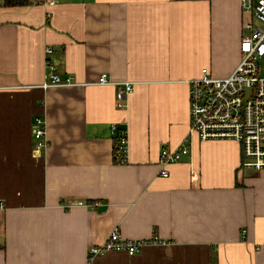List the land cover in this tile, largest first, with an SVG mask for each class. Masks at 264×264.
<instances>
[{
	"label": "crops",
	"instance_id": "obj_1",
	"mask_svg": "<svg viewBox=\"0 0 264 264\" xmlns=\"http://www.w3.org/2000/svg\"><path fill=\"white\" fill-rule=\"evenodd\" d=\"M248 19L241 0H0V264H86L116 227L161 243L94 264H264V170L240 144L193 137L168 177L159 166L188 134L189 81L235 70ZM48 46L75 85L43 87Z\"/></svg>",
	"mask_w": 264,
	"mask_h": 264
},
{
	"label": "built area",
	"instance_id": "obj_2",
	"mask_svg": "<svg viewBox=\"0 0 264 264\" xmlns=\"http://www.w3.org/2000/svg\"><path fill=\"white\" fill-rule=\"evenodd\" d=\"M241 8L249 19L240 42V61L228 76H214L205 68L200 77L189 81V131L177 148H164L161 151V176L168 177V166L191 153L193 137L201 142H237L242 147V167L264 170V74L259 66V60L264 58V0H241ZM54 53L51 46L45 49L48 71L43 87L75 85L71 77L62 79L56 73ZM107 83V76L103 75L99 84ZM133 85L132 82H125L120 86L117 93L118 108H127V96L133 92ZM112 132L118 138L120 164H127L130 152L127 127L114 124ZM34 136L39 149L47 147L45 123L41 118L36 119ZM156 243H161L158 237L150 240L129 239L116 227L102 243L90 247L86 264H94L96 257L110 252L134 256L146 245Z\"/></svg>",
	"mask_w": 264,
	"mask_h": 264
},
{
	"label": "trees",
	"instance_id": "obj_3",
	"mask_svg": "<svg viewBox=\"0 0 264 264\" xmlns=\"http://www.w3.org/2000/svg\"><path fill=\"white\" fill-rule=\"evenodd\" d=\"M10 3V2H8ZM114 160L116 163H120L121 162V153L119 151V147H118V138L117 136H115V146H114Z\"/></svg>",
	"mask_w": 264,
	"mask_h": 264
},
{
	"label": "rangeland",
	"instance_id": "obj_4",
	"mask_svg": "<svg viewBox=\"0 0 264 264\" xmlns=\"http://www.w3.org/2000/svg\"><path fill=\"white\" fill-rule=\"evenodd\" d=\"M256 24H257V22H256ZM259 66H260L262 74H264V58L259 60Z\"/></svg>",
	"mask_w": 264,
	"mask_h": 264
},
{
	"label": "water",
	"instance_id": "obj_5",
	"mask_svg": "<svg viewBox=\"0 0 264 264\" xmlns=\"http://www.w3.org/2000/svg\"><path fill=\"white\" fill-rule=\"evenodd\" d=\"M106 238H107V237H106ZM106 238H105V239H106ZM105 239H104V240H105ZM104 240H103V241H104ZM101 243H102V242H101Z\"/></svg>",
	"mask_w": 264,
	"mask_h": 264
}]
</instances>
